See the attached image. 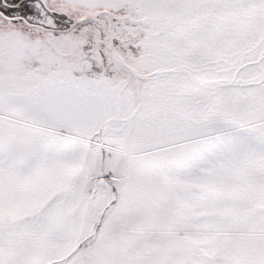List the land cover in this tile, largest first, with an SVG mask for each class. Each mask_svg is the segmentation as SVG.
Wrapping results in <instances>:
<instances>
[{"label":"snow or ice","instance_id":"obj_1","mask_svg":"<svg viewBox=\"0 0 264 264\" xmlns=\"http://www.w3.org/2000/svg\"><path fill=\"white\" fill-rule=\"evenodd\" d=\"M0 264H264V0H0Z\"/></svg>","mask_w":264,"mask_h":264}]
</instances>
